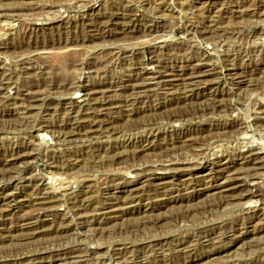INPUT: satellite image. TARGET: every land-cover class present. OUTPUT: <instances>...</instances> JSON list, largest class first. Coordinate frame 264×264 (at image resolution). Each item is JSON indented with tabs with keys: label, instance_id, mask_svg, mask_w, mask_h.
I'll list each match as a JSON object with an SVG mask.
<instances>
[{
	"label": "rangeland",
	"instance_id": "obj_1",
	"mask_svg": "<svg viewBox=\"0 0 264 264\" xmlns=\"http://www.w3.org/2000/svg\"><path fill=\"white\" fill-rule=\"evenodd\" d=\"M0 264H264V0H0Z\"/></svg>",
	"mask_w": 264,
	"mask_h": 264
},
{
	"label": "bare ground",
	"instance_id": "obj_2",
	"mask_svg": "<svg viewBox=\"0 0 264 264\" xmlns=\"http://www.w3.org/2000/svg\"><path fill=\"white\" fill-rule=\"evenodd\" d=\"M185 89V88H184ZM247 169V168H246Z\"/></svg>",
	"mask_w": 264,
	"mask_h": 264
}]
</instances>
